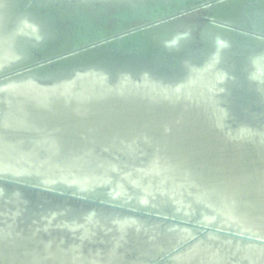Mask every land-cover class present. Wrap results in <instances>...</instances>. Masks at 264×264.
<instances>
[{"label": "bare ground", "instance_id": "6f19581e", "mask_svg": "<svg viewBox=\"0 0 264 264\" xmlns=\"http://www.w3.org/2000/svg\"><path fill=\"white\" fill-rule=\"evenodd\" d=\"M19 1L0 0V264H264V23L249 21L263 36L243 57L247 94L231 57L255 0H183L200 6L142 28L178 71L91 47L40 63L85 30L54 33L37 10L182 0ZM115 19L94 25L145 24Z\"/></svg>", "mask_w": 264, "mask_h": 264}, {"label": "water", "instance_id": "95a60500", "mask_svg": "<svg viewBox=\"0 0 264 264\" xmlns=\"http://www.w3.org/2000/svg\"><path fill=\"white\" fill-rule=\"evenodd\" d=\"M61 1V0H60ZM65 1V0H64ZM72 1V0H71ZM215 1V0H214ZM249 1V2H248ZM36 0H20L18 4V10L23 11L26 8H29L31 5H34ZM59 1L53 3V6L51 8H42L40 10H37L39 15H41L42 18H45L46 22H48L51 26V24L54 27V33L59 31V27L66 26L65 29L69 30L71 34H77L80 33L82 30H85V33L82 34L79 40L74 39L73 41V49L71 51L62 53L61 55L54 56L52 58H49L48 60H44L40 63L52 61L60 56H65L80 50L88 49L91 47L92 49H98L99 51H104L103 53H106L109 56H115L118 58H125V57H131L134 59H138L141 61V64H144L148 61V56L151 57L153 63L160 69H164L166 71H178L180 68L179 61L180 57L178 56H165L162 55L161 52H157V50H154L152 47L147 45L146 41L143 40V30L142 28H145L150 25H154L158 22H163L165 20L170 19H176L177 16L181 15L182 13L191 12L195 7L191 8H185V1H178L174 7L169 6H162L161 4H151L148 6L149 11L147 12V9L145 6H142L138 9V12L136 10L128 11V10H114L112 13H102L99 11V9L94 8L92 10V13L94 15H88L87 12H81L77 13V7L78 4H72L68 5L70 8L67 7V5L58 6ZM212 2V1H211ZM210 2V3H211ZM258 1L255 0L254 3L251 5L252 9L249 10L247 13L248 16H245V20L242 22L243 26L241 29L240 27H234L235 30L240 31V33H243V36L241 34L236 35L235 43L232 45V58L235 61V72H233L237 78V84L239 85L238 88L240 90L237 92V95L242 92L247 94L249 91L247 90V87H245V77H244V67H243V57L245 53L252 52L257 47V44L254 43V37L253 36H263V32H256L254 31L250 23L253 22H260L264 23L263 15L261 10H259L258 5L256 4ZM252 3L250 0H246L245 4ZM44 4V3H43ZM257 7H255L256 5ZM97 5V4H95ZM184 7V10L179 11L180 6ZM250 5V4H249ZM145 7V8H144ZM254 8H257L256 10ZM38 9V8H37ZM62 9L64 12L63 16V22H60L61 19L58 17V13L56 10ZM177 9V10H176ZM33 10V9H32ZM36 10V9H35ZM200 12V10H199ZM202 13V12H201ZM253 13V14H252ZM250 14V15H249ZM256 14V15H255ZM99 18V23H105L109 21L111 18H116L115 20L119 23V26H122L123 24H131L134 21L145 23L139 27H135L130 30H124L122 28H125V26L120 27L122 29L119 33H115L114 35H108L105 32L101 31V29L98 26H95V19ZM201 20H207L204 18V16H199ZM262 19V20H261ZM248 20V22L246 21ZM250 21V23H249ZM249 23V24H248ZM62 24V25H61ZM245 24V25H244ZM259 25V23L257 24ZM264 25V24H263ZM260 26V25H259ZM232 27V26H230ZM261 27V26H260ZM51 29V28H50ZM261 31L263 30V27L259 29ZM245 32V33H244ZM77 38V37H76ZM203 46V42L196 40L195 42H192L189 44V47H191L193 52H197V50H200ZM160 54V55H159ZM163 58V59H162ZM238 90V89H237ZM234 90L233 94L237 91ZM252 107H250L249 112H254L256 110H259L260 104L251 101ZM4 181V180H3ZM5 183L13 184L14 182L5 180ZM21 186H24L27 189L32 190L33 192L41 191L46 192V190L42 188H38L35 186H31L28 184H20ZM50 191V190H48ZM50 193L60 195L62 197H72V195L68 196L69 194L66 193H60L56 191H52ZM88 200V199H86ZM96 203V202H92ZM139 212V211H137Z\"/></svg>", "mask_w": 264, "mask_h": 264}]
</instances>
